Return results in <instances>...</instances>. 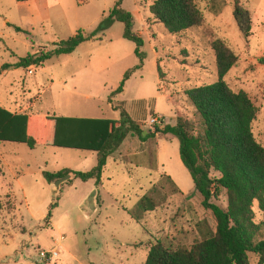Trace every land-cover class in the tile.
I'll return each instance as SVG.
<instances>
[{"label":"rangeland","instance_id":"obj_1","mask_svg":"<svg viewBox=\"0 0 264 264\" xmlns=\"http://www.w3.org/2000/svg\"><path fill=\"white\" fill-rule=\"evenodd\" d=\"M115 1L78 5V0H0V68L11 66L0 73V106L16 114L105 119H119L122 109L144 131L154 130L143 126L153 117L174 126L178 115L193 118L185 92L217 81L213 47L221 42L237 57L224 80L234 93H246L256 107L252 133L264 148V0H239L250 16L249 31L235 21V0H194L201 21L180 35L168 34L151 17L149 7L155 0H124L123 9L134 18V33L144 41V60L111 105L108 98L124 74L139 64L135 45L123 39L121 23L105 30L101 41L83 43L41 67H13L80 31L93 32ZM142 149L151 157L158 151L157 172L132 165L129 158ZM0 158V173L6 171V186L0 185V264H144L154 239L173 249L189 248L215 226L201 207L180 160L179 143L171 136L145 145L136 139L123 143L107 160L102 202L96 209L88 207L93 181L84 183L70 175L68 181L49 184L42 176L63 169L88 172L96 165L95 153L0 143ZM145 197L157 204L151 219L155 229L145 222V214L139 221L134 217ZM212 202L225 208V193ZM254 212L258 223L256 205ZM249 258L257 264L255 255Z\"/></svg>","mask_w":264,"mask_h":264},{"label":"trees","instance_id":"obj_2","mask_svg":"<svg viewBox=\"0 0 264 264\" xmlns=\"http://www.w3.org/2000/svg\"><path fill=\"white\" fill-rule=\"evenodd\" d=\"M28 1L16 0L17 3ZM87 1L78 0V5ZM123 1H115L114 7L93 32L84 34L80 31L48 52L27 55L13 67L25 70L41 67L52 58L72 54L83 43L101 41L105 30L115 22L121 23L123 39L135 45L134 54L139 64L124 74L108 98L111 105L112 98L123 92L125 83L142 68L144 60L141 52L144 41L134 33V18L123 9ZM234 7L236 23L239 27L245 24V30L249 31V13L243 10L239 0H235ZM149 13L170 35L183 34L201 21V13L194 0H155L149 7ZM213 50L217 81L185 92L186 100L194 110L192 119L178 115L174 126L164 125L163 128L144 131L121 108L115 109H121L119 119H89L55 114H16L0 106V143L25 145L30 150L54 147L95 153L96 165L88 172L63 169L56 173L43 172L42 176L53 184L72 175L84 183L93 181L97 187L101 184L107 160L123 143L136 139L145 145L171 136L179 143L180 160L201 198V207L211 214L215 226L213 231L189 248L173 249L154 239L144 264H251L249 255L257 257V264H264V148L252 133L257 109L246 93H234L224 80L237 64V57L221 42H216ZM261 63L264 64V60ZM9 68V65L2 66L0 73ZM157 71L160 76L159 67ZM129 159L136 169L158 171L157 150L151 157L142 149ZM166 180L171 182L169 177ZM172 185L173 193L177 194V188ZM222 193L226 197L225 208L212 202ZM153 194L155 197L156 192ZM255 205L260 213L258 223L255 222ZM137 208L138 214L134 217L139 221L147 212L155 211L157 204L154 198L145 197Z\"/></svg>","mask_w":264,"mask_h":264},{"label":"crops","instance_id":"obj_3","mask_svg":"<svg viewBox=\"0 0 264 264\" xmlns=\"http://www.w3.org/2000/svg\"><path fill=\"white\" fill-rule=\"evenodd\" d=\"M31 0H29L28 2H30ZM28 2H25V3H28ZM77 118H80V117H77ZM89 119H105V118H89ZM157 153H158V151H157ZM0 163H2V160H1V158H0ZM157 164H158V162H157ZM1 165V164H0ZM105 168V167H104ZM159 169V168H158ZM5 172L6 171H4V170H2L1 171V173H0V185H2V186H6V182H5ZM70 178H71V176H70ZM69 178V179H70ZM102 178V177H101ZM102 187V183L99 185V186H93L92 188H91V190H90V196H91V194H92V192L93 191H95V194L97 195V197H98V199H94V208L93 209H96L97 207H99L100 206V204H101V202H102V197H101V194H100V188ZM153 213H155V211H153V212H147L146 214H145V222H147V224L149 225V227H151V228H153V229H155V226H154V224H155V222H153L154 220H151V219H153V217H152V214ZM150 218V219H149Z\"/></svg>","mask_w":264,"mask_h":264},{"label":"built area","instance_id":"obj_4","mask_svg":"<svg viewBox=\"0 0 264 264\" xmlns=\"http://www.w3.org/2000/svg\"><path fill=\"white\" fill-rule=\"evenodd\" d=\"M164 124L165 123H164V121H163V119L161 117H153L149 121L143 122V126L149 127V128H154V127L163 128ZM41 256L44 257V253H41ZM52 256L53 257H57L58 256V252L54 251L52 253Z\"/></svg>","mask_w":264,"mask_h":264},{"label":"water","instance_id":"obj_5","mask_svg":"<svg viewBox=\"0 0 264 264\" xmlns=\"http://www.w3.org/2000/svg\"><path fill=\"white\" fill-rule=\"evenodd\" d=\"M69 178H70V175L64 177L61 180H58L57 184L58 183H63L65 181H68ZM94 195H95V191H93L92 194H91V196L89 197V201H88V207H89V209H93L94 208Z\"/></svg>","mask_w":264,"mask_h":264}]
</instances>
